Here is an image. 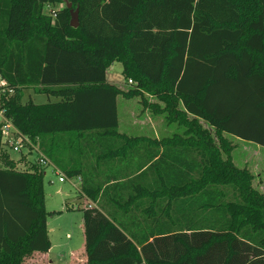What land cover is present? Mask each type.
Listing matches in <instances>:
<instances>
[{"label":"trees","instance_id":"trees-1","mask_svg":"<svg viewBox=\"0 0 264 264\" xmlns=\"http://www.w3.org/2000/svg\"><path fill=\"white\" fill-rule=\"evenodd\" d=\"M86 1L0 0V80L13 125L95 202L82 208L87 264H264V195L223 137L264 148V0ZM114 62L127 91L106 82ZM27 89L56 100L21 102ZM117 95L184 136L120 134ZM65 135L80 157L70 166L50 147L64 149ZM141 140L156 149H136ZM30 156L10 158L0 126V264L50 248L44 169Z\"/></svg>","mask_w":264,"mask_h":264},{"label":"rangeland","instance_id":"rangeland-1","mask_svg":"<svg viewBox=\"0 0 264 264\" xmlns=\"http://www.w3.org/2000/svg\"><path fill=\"white\" fill-rule=\"evenodd\" d=\"M92 1L93 0L86 1L88 8H90ZM63 5L64 4H59L58 7L61 8ZM85 29L87 30V28ZM90 33L93 35H98V33ZM102 35L105 34L103 33ZM112 65L113 67H111V69H109V71L107 72L108 80L112 83L120 84L124 89H128L131 85L128 83V81L126 82L124 80V77L122 75V64L120 62H114ZM26 92V90L20 92L21 102H26V99L28 98ZM30 96L32 97V101L36 104H43L49 101H54V99L51 97L48 98L44 94L35 93L33 91H31ZM145 98L148 102L156 103L162 107L164 105L160 101H155L154 99L157 98L153 95L145 94ZM178 108L181 109V105H178ZM148 112L151 113L149 110ZM139 113L140 115L144 114V111L138 112V115ZM154 116H159L157 117V119H155V122L157 120V128L160 130L158 131V134H156V138L151 140L171 138L174 134L184 136L185 128L183 126H179L177 123L167 124L168 133H164L163 130L166 127V124L164 123L166 122L162 123L160 121V118H162V114ZM187 118L192 119L191 116H188ZM123 120L124 122H126L124 123V125L130 126V128H133L134 126H138L140 124H133L134 122L131 121L132 119L129 120L127 117H124ZM199 124L203 128L209 130L214 138V141L218 144V138L215 134L214 129L204 121L200 120ZM223 137L232 146H234L231 152V160L233 164L238 168L246 167L254 177L252 181L253 187L264 195V148L251 142L239 140L227 134H223ZM28 141L29 144H24V146H22V153L14 152L10 147H8V143L3 144V146L10 158L17 160L20 156H22L23 152H25L27 146L28 149H32V146L38 145L29 138ZM35 157L36 154L32 153V157L30 158ZM21 161L23 160L21 159ZM35 163L37 164L36 158ZM29 166L30 164H26L23 167L18 166L17 168L25 169ZM45 172L46 174L43 177L42 187L44 209L49 214L46 217L47 230H49L48 238L50 241V248L46 254L48 255L49 261L45 259L41 260V252H35L27 259H25V264H74L75 262L72 263L70 253L78 255L84 254L82 207H86L91 202L86 199H80L79 201L76 200V195L79 189L78 181L65 179L64 181L60 182L58 180V175L54 174L49 168H47ZM72 181H74V183H72ZM79 263L80 262H77V264Z\"/></svg>","mask_w":264,"mask_h":264},{"label":"crops","instance_id":"crops-1","mask_svg":"<svg viewBox=\"0 0 264 264\" xmlns=\"http://www.w3.org/2000/svg\"><path fill=\"white\" fill-rule=\"evenodd\" d=\"M59 5L54 6V9L59 8ZM49 9H51L50 6L46 7V11H48ZM111 67H113V65H111L107 70H106V82L108 84L114 85L116 87H118L119 90L121 91H127V89L122 88V86L120 84H115L112 83L108 80L107 78V72L109 71V69H111ZM26 94L28 96V98L26 99V101H28L29 99L32 100V97L30 96L31 93V89H27L26 90ZM49 98V97H48ZM52 98V97H51ZM54 101L56 100L55 98H53ZM155 101H158L157 99H154ZM143 112L142 111V107L140 106V104L138 103V98H133V99H125L122 95H117L116 97V112H117V120H118V132L120 134H124L126 136H133L136 138H143V139H154L156 138V134H158V131L160 129L157 128V120L155 122V119H157V117L159 116H154L151 113L148 112V110L144 111V114L139 113L138 112ZM127 117L129 120H131L132 122H134L133 124L136 123H140L138 126H134L133 128L128 125H124V120L123 118ZM160 121L162 123L165 122L164 119V115H162V118H160ZM147 123V124H146ZM128 124V123H127ZM166 124V123H164ZM162 131V129H161ZM164 133H168V128H167V124L166 127L163 130ZM168 136V135H166ZM65 145L66 147L64 149H60L61 145L60 144H56V142H54L52 139V141H50V147L51 149H53V154L55 155L56 158H58L60 160V163L63 166H70L74 163L75 159L78 158L80 160V157H77V154L75 151V149H71L70 146L74 144V140L72 141V137H70L69 135H65ZM165 137V136H164ZM235 138V137H234ZM238 139V138H237ZM240 140V139H239ZM243 141V140H242ZM63 145V146H65ZM135 148L138 149L139 146H142V151H151V150H155L156 149V145H153L151 143H146L145 141H139L137 144H134ZM160 148H162V146L160 145ZM86 152V150H84ZM91 152L88 151V154H90ZM149 155V153L147 154H141L140 159H145L147 156ZM31 157V156H30ZM135 160H138L139 157L134 156ZM90 156H83L82 160L84 163L86 164H90ZM50 159V158H49ZM25 161H22L20 163H17V166H25ZM90 166V165H88ZM46 172L44 171V176H45ZM67 177L68 180H74V181H78V193L76 195V200L79 201L80 199H86L89 202H91L90 204L95 205V202H93L92 200H90L89 198H87L86 196H81V177L80 176H75V177H68L67 175H65ZM80 178V179H79ZM74 181H72V183H74ZM84 208V207H82ZM49 232V230H48ZM83 255L81 254H74V253H70V257L72 258V263L75 262L74 264H77V262H80L79 264H87L86 262V257H85V244H84V248H83ZM49 251V250H48ZM47 251V252H48ZM45 253H41V260L45 259L48 260V255ZM49 261V260H48ZM47 261V262H48Z\"/></svg>","mask_w":264,"mask_h":264},{"label":"built area","instance_id":"built-area-1","mask_svg":"<svg viewBox=\"0 0 264 264\" xmlns=\"http://www.w3.org/2000/svg\"><path fill=\"white\" fill-rule=\"evenodd\" d=\"M128 83L132 84L133 82L129 79ZM5 85V81L0 80V126L2 134V143H8V147H10L14 152L22 153V146H24V144H29V141L27 136L21 134L17 130V128L13 125L11 119L6 115L5 109L1 106V95L4 92H8V94L13 93V89L6 88ZM29 152L36 154V162L39 166L44 169V171L49 168L54 174L58 175V180L60 182L67 179V177L54 165V163L41 152L38 145L32 146L31 151H28L27 146L23 154Z\"/></svg>","mask_w":264,"mask_h":264},{"label":"water","instance_id":"water-1","mask_svg":"<svg viewBox=\"0 0 264 264\" xmlns=\"http://www.w3.org/2000/svg\"><path fill=\"white\" fill-rule=\"evenodd\" d=\"M66 7L69 9L70 13V26L77 28L79 26V8H72V4L70 2L66 3Z\"/></svg>","mask_w":264,"mask_h":264}]
</instances>
